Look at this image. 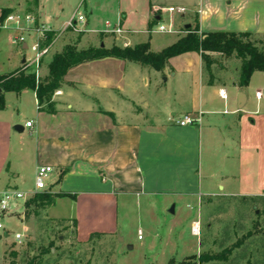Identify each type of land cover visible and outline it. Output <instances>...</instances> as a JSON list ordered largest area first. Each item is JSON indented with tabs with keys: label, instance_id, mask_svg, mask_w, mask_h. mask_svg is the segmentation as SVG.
I'll use <instances>...</instances> for the list:
<instances>
[{
	"label": "crops",
	"instance_id": "obj_1",
	"mask_svg": "<svg viewBox=\"0 0 264 264\" xmlns=\"http://www.w3.org/2000/svg\"><path fill=\"white\" fill-rule=\"evenodd\" d=\"M149 4L147 17L152 22L155 16L156 21L162 20L153 7L175 6L186 10L179 15L182 20L191 21L196 16L195 25L201 33L264 37V0H149ZM118 23L126 32L128 47L141 44L134 42L137 33L128 29L125 14ZM192 23L186 22L185 29ZM186 34L175 33L177 42ZM210 57L213 68L218 65L223 69L221 62L237 60L241 72L242 61L235 55L212 53ZM209 72L198 53L170 59L163 71L114 58L84 63L68 72L56 92L54 114L39 110L33 91L6 94V108L0 111V197L11 191L22 192L27 198L38 193V168L52 166L47 193L71 197L56 198L46 214L51 221L74 227L80 244L89 243L92 237L100 242L118 236L134 248L129 235L121 231L120 212L124 210L128 220L135 204L142 201L150 213L158 204L164 222L168 216L177 217L179 211L187 213L178 228L170 225L166 233L174 242L167 260L197 256L199 250L185 255L179 247L178 229L197 237L192 227L198 217L189 210L198 207L202 198L213 196L215 189L231 196L258 197L259 192L264 193V156L262 159L259 153L264 73H254L246 87L233 84V93ZM177 78L179 84L170 93L160 92V79L168 83ZM221 90L226 92V100L220 97ZM259 91L263 92L260 101L255 97ZM241 94L244 103L239 101ZM30 103L34 109L29 119L23 106ZM188 115L200 122L179 127L176 122ZM29 122L30 128L26 126ZM17 126L23 132L15 130ZM218 148L223 150L221 154ZM216 155L220 159L214 168ZM30 169L33 185L23 190ZM173 206L175 214L171 215ZM27 228L26 223L24 231ZM10 255L8 252L10 264L22 262L21 257Z\"/></svg>",
	"mask_w": 264,
	"mask_h": 264
},
{
	"label": "rangeland",
	"instance_id": "obj_2",
	"mask_svg": "<svg viewBox=\"0 0 264 264\" xmlns=\"http://www.w3.org/2000/svg\"><path fill=\"white\" fill-rule=\"evenodd\" d=\"M149 8V0H0V20L12 14L21 17L30 15L35 20L34 26L28 32L0 30V75L15 71L18 67L23 70L27 68L31 73L35 72V66L28 61L35 58V53L31 48L40 38L37 32L39 30L43 34L46 30L54 33L51 49L42 59L39 69V78L44 81L48 76L49 63L58 55L57 51L61 48L63 52L67 47H74L79 51H82V48L100 49L102 44H105L103 48L107 50L114 46L128 47L126 32L122 28L120 32H117L121 14L126 15L128 29L137 33L133 37L134 42L149 43L151 50L156 53L162 52L177 42L175 33L178 36L185 34L186 22H193L191 25L193 28L196 26V16L191 21H186L179 17L183 14L177 12L170 14L168 11H162L168 8L177 10L175 6L153 7V11L155 8L159 9L154 14L162 17V20L156 21L155 16L152 22L147 17ZM80 15L85 18V23H73L72 26L62 31L68 21L74 17L77 19ZM171 21L174 24L173 33H162L158 30L160 25L167 26ZM107 23L111 24V29H106ZM19 37H24L28 50H24L19 44ZM244 41H251L264 53L263 36L250 35L244 38ZM24 59L27 60L26 64H22ZM221 63L224 65L223 69L218 65L214 68L211 65L207 67V70L211 71L216 81H220V84H224L227 89L235 93L236 91L232 90L233 84L242 87L240 64L234 59H227ZM256 82L255 85H258ZM178 84V78L168 83L160 79L158 88L160 92L170 93ZM247 94L251 97L252 92L247 90ZM56 95L57 93L51 97L48 104L44 103L39 106V110L44 113L53 111L54 114L57 104ZM10 103H13L12 99ZM23 107L26 109L25 117L29 118L34 106L30 103ZM25 117L23 119H26ZM25 136L28 138L29 133L27 132ZM218 145L219 142H217ZM216 150H221L218 151L220 154L223 152L221 148ZM259 153L263 159L264 127L260 123ZM215 157L214 168L217 166L220 155ZM250 179L251 175L247 177L248 183ZM32 185L33 178L30 169L28 170V181L23 184V190L31 188ZM47 192L48 189L28 197L25 203H21L24 206L23 215L4 220L6 232H0L3 236V241L0 242V264H10L7 258L8 252L12 258L16 259L19 256L22 261L25 258L26 260L36 258L40 259L43 264L170 263L167 256L174 242L173 239L169 240L166 233L170 225L178 228L180 222L183 223L186 212L179 211L177 217L168 216L164 222L160 216L158 204L150 213L146 204L140 201L135 204L134 211L130 213L128 220L124 210L120 212L119 218L121 231L127 233L132 239L131 245L134 246L132 250H129V245L121 242L118 236L100 242L97 237H92L89 243L80 244L75 236L74 227L51 221L48 218L46 211L50 207L49 203L40 202L36 197L38 194ZM188 212L190 215L195 212L198 218L194 223L195 226L199 224L200 227V234L197 237H193L186 229H178L181 236L179 239L181 252L189 255L196 254L197 250L200 251L197 256H194L196 259L189 264H264V193L259 192L258 197L231 196L223 189H215L213 196L202 198L198 207ZM23 219L26 222L21 223ZM169 220H172L170 221L172 223ZM26 223L28 228L24 231ZM126 225L130 227L127 229ZM139 229L142 230L141 233ZM5 233L8 234V238H4ZM16 234H25L22 242L19 243L16 240ZM189 258L174 261L175 264H188Z\"/></svg>",
	"mask_w": 264,
	"mask_h": 264
},
{
	"label": "trees",
	"instance_id": "obj_3",
	"mask_svg": "<svg viewBox=\"0 0 264 264\" xmlns=\"http://www.w3.org/2000/svg\"><path fill=\"white\" fill-rule=\"evenodd\" d=\"M6 18V17H5ZM4 18V19H5ZM3 20V19H2ZM187 35L175 44L164 49L162 52H151L150 44L144 43L133 48H120L114 46L107 50L90 48L79 51L74 47H67L64 51L56 55L48 66V76L44 81L37 82L36 75L27 69H19L13 73L0 76V111L6 108L5 96L8 93L20 95L25 91L36 93L39 106L49 103L51 97L62 87L68 72L84 63L114 58L123 61H130L142 66L151 67L155 71L164 69L168 61L172 58L187 54L198 53L201 55L206 66L212 65L210 54L219 53L226 57L236 55L241 61V86L249 85L254 73H264V53L261 52L251 41H244L250 36L248 33L212 32L200 33L199 26L190 27ZM54 33L45 32L46 40L43 45H50ZM49 113L53 114V111ZM40 202H48L49 206L54 204L56 198L71 197L67 194L52 196L48 193L36 196ZM196 258L188 259V264ZM20 264H43L40 259L26 258ZM169 264H175L170 261ZM184 264V263H182Z\"/></svg>",
	"mask_w": 264,
	"mask_h": 264
},
{
	"label": "built area",
	"instance_id": "obj_4",
	"mask_svg": "<svg viewBox=\"0 0 264 264\" xmlns=\"http://www.w3.org/2000/svg\"><path fill=\"white\" fill-rule=\"evenodd\" d=\"M159 9L155 8L154 12L157 13ZM162 11H168L170 14L179 13V14H185L186 10L184 8H178L177 10L174 8H168L163 9ZM85 18L80 15L76 19L75 17L69 21L68 26H72L74 24L78 23H84ZM35 24V20L32 16L26 15L24 17H21L19 15H8L5 19L0 20V30H15V31H22V32H28L31 31L32 27ZM67 26V27H68ZM112 26L110 23L106 24V29H111ZM121 28L117 29V32H120ZM158 30L162 33H173L174 32V24L171 21L169 25H160L158 27ZM46 30L45 32H47ZM40 34V38L37 41V43L31 48L32 52L35 53V58L31 61H28V63H32V65L35 66V75L37 82H39V69L41 65L42 59L49 53L51 49L50 45H43V43L46 40L45 33L43 34L41 30L37 31ZM18 42L21 46H27L25 43L24 37H19ZM28 48V46H27ZM28 50V49H27ZM26 60V59H25ZM27 63V60L25 64ZM27 68H25L26 70ZM220 97L223 100L227 99V94L224 90L220 91ZM256 99L260 101L263 97V92L259 91L255 95ZM200 120L196 119L190 115L184 116L182 119L178 120L176 124L179 127H187V126H195L197 123H199ZM28 128L32 126V123L29 122L26 124ZM54 168L52 166H40L38 168L37 174H36V181H35V187L37 192H42L47 190V181L51 174H53ZM27 200V196L18 191H11L0 197V231L6 232L4 227V220L6 218H12L23 215V205L21 203H25ZM192 233L196 236L200 234V227L194 225L192 228ZM15 238L18 242H22V240L25 238V234H16ZM141 239V236L139 237Z\"/></svg>",
	"mask_w": 264,
	"mask_h": 264
},
{
	"label": "water",
	"instance_id": "obj_5",
	"mask_svg": "<svg viewBox=\"0 0 264 264\" xmlns=\"http://www.w3.org/2000/svg\"><path fill=\"white\" fill-rule=\"evenodd\" d=\"M186 29H190V26H189V25L186 26ZM102 47H104V46H102ZM23 49H24V50H27L28 48H27V46H24ZM25 62H26V60L24 59V60H23V64H25ZM0 92H1V89H0ZM244 100H245V96H244L243 94H241V95L239 96V101H240V103H244V102H245ZM15 130L20 131V132H23V128H22L21 126H17V127L15 128ZM169 213H170L171 215H174V214H175V207H174V206L169 210ZM5 236L8 237L7 234H6ZM128 249H129V250H132L133 247H132V246H129Z\"/></svg>",
	"mask_w": 264,
	"mask_h": 264
},
{
	"label": "bare ground",
	"instance_id": "obj_6",
	"mask_svg": "<svg viewBox=\"0 0 264 264\" xmlns=\"http://www.w3.org/2000/svg\"><path fill=\"white\" fill-rule=\"evenodd\" d=\"M199 226V224H196V228Z\"/></svg>",
	"mask_w": 264,
	"mask_h": 264
}]
</instances>
